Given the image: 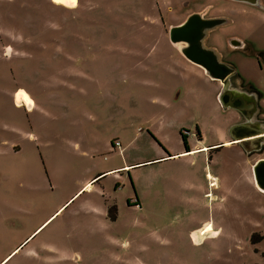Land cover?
I'll use <instances>...</instances> for the list:
<instances>
[{
	"label": "rangeland",
	"instance_id": "obj_1",
	"mask_svg": "<svg viewBox=\"0 0 264 264\" xmlns=\"http://www.w3.org/2000/svg\"><path fill=\"white\" fill-rule=\"evenodd\" d=\"M237 6L0 0V264H264V192L253 174L264 150L226 144L234 111L218 105L211 80L170 57L171 26ZM228 17L208 36L264 90L255 58L229 43H263L264 22L249 9ZM74 67L84 73L75 89L54 84ZM124 67L143 81L123 82ZM17 87L41 109L13 98ZM185 142L200 148L153 161Z\"/></svg>",
	"mask_w": 264,
	"mask_h": 264
},
{
	"label": "water",
	"instance_id": "obj_2",
	"mask_svg": "<svg viewBox=\"0 0 264 264\" xmlns=\"http://www.w3.org/2000/svg\"><path fill=\"white\" fill-rule=\"evenodd\" d=\"M249 3H256L254 0H236ZM228 19L225 17H204L200 12H193L179 24L173 25L169 28V39L172 44L177 46L184 43L183 46L178 47L179 51L192 63L197 64L205 73L212 79L220 80L223 84L230 76L231 72L229 67L220 62L215 49L206 47L204 38H206L210 31L216 29L218 26L227 24ZM231 45H239L240 41L237 39L229 40ZM233 90L223 86L218 99L225 108H236L229 99ZM243 99L248 106H251L253 111L256 112V99L249 100L248 94H243ZM238 105V104H237ZM260 119L255 118V114L251 117H246L244 122L230 125L228 132L233 140L244 139L238 143L242 149L249 153L252 148L257 152L261 150L264 145V126ZM262 126V127H261ZM249 128L255 130L249 131ZM245 132L238 135V132ZM255 145V147H252ZM254 180L257 187L264 189V158L258 159L253 165Z\"/></svg>",
	"mask_w": 264,
	"mask_h": 264
},
{
	"label": "flooded vegetation",
	"instance_id": "obj_3",
	"mask_svg": "<svg viewBox=\"0 0 264 264\" xmlns=\"http://www.w3.org/2000/svg\"><path fill=\"white\" fill-rule=\"evenodd\" d=\"M233 1H235L236 3L238 2V5L241 4L243 6H237L236 9H229V10L225 9L226 15L230 16L232 13L236 14L240 11H246L247 9H249V11L253 13V16H255L256 19L263 20L262 22H264V3H261V0H254V1H256V3H249V2L236 1V0H233ZM247 7H250V8H247ZM214 9L215 8H213L211 10H214ZM218 13H219V10H215L213 16H205V14H203V16L209 17V18L210 17H218L216 15ZM228 16L227 17L219 16V17H225L228 19L229 18ZM227 21H229V19ZM224 25H226V24H224ZM212 40L213 39L209 35L208 39L206 41V44L207 45H213L214 43H212ZM237 40H239V39H237ZM239 41H240V44L237 45L236 48L242 52L250 54L251 57H254L256 60L258 68L260 70L264 71V42L258 43L255 41V39L251 40V41H247V40H245V41L239 40ZM224 48L225 47H223V49ZM233 53H230V55H228V53H226L225 55L223 53H220V55L218 54L219 55V57H218L219 61L225 63L229 67L230 72H231V74L228 77V79L226 80L225 84H222L220 82V80H218V81L220 82L222 88L225 85L226 87L232 89L234 92L233 94H230V96H229V99L232 100V104L237 106V109L236 108L233 109L235 115L237 116V120L234 121L233 124L244 122L246 117H248V116L251 117L252 115L255 114V118L260 119L263 122L262 124L264 126V106L261 103L262 99L264 98V91L255 82V79L254 80H246L244 78V76H242V74L239 71V67L236 65L234 60L231 59V56ZM245 93L248 94L249 100L256 99V103H255L256 112L253 111L252 107L248 106L246 101L243 99V94H245ZM14 95H15V93H14ZM195 130H196L195 132L197 134V137L200 139L201 135H200V131H199L198 126H196ZM252 130H255V129L249 128V131H252ZM245 132L244 131L238 132V135L243 134ZM230 137H232V136L230 135ZM244 139H246V138H244ZM244 139H239L237 141L239 142V141H242ZM185 147L188 148L187 150H190L188 143L185 144ZM252 147H255V145H253ZM241 148H242V146H241ZM263 150H264V145L261 147V150L258 151V153H261ZM256 152L257 151L254 150V148H252L251 151L247 154H253Z\"/></svg>",
	"mask_w": 264,
	"mask_h": 264
},
{
	"label": "crops",
	"instance_id": "obj_4",
	"mask_svg": "<svg viewBox=\"0 0 264 264\" xmlns=\"http://www.w3.org/2000/svg\"><path fill=\"white\" fill-rule=\"evenodd\" d=\"M215 11V9L214 10H210V12L212 13V12H214ZM213 31V30H212ZM211 32V31H210ZM209 32V33H210ZM213 40H212V43H214L213 45H207V44H205V46H207V47H210V48H213V49H215L216 51H218V49H220L219 47V44L216 42V40L213 38V37H211ZM169 42H170V45H171V48L174 50H176V51H172L171 53H170V57H171V59H172V61H174V59L175 58H177L178 59V61H176V62H178V63H182V62H185L187 65H188V67H190V68H194L193 70L194 71H196L197 73H199V74H202V75H204L205 76V78L206 79H208V80H211L212 82H213V86H215V88H216V92H217V103H218V105L223 109V106H222V104L220 103V101H219V99H218V96H219V94H220V92H221V90H222V87H221V84H220V82L217 80V79H212L211 77H209L206 73H205V71H204V69H202V68H200V67H193L191 64H190V62L191 61H189L180 51H179V49H178V47H175V45L174 44H172L171 43V41H170V39H169ZM72 55H74V53L72 52L71 53ZM85 54V57H83V58H91L92 57V55H90L89 53L87 54V53H84ZM37 55V54H36ZM169 55V54H168ZM151 56H146V58H150ZM152 58V57H151ZM156 63H159V61L157 60L156 61ZM192 63V62H191ZM194 65H197V64H195V63H193ZM146 70H150V71H152V72H154L155 73V67H154V65H152V66H150V67H146L145 68ZM120 70V76L122 75V80H123V82H125V83H128V84H131L130 82H132V84L134 83V82H137V83H141L143 80L142 79H140V78H138V79H136V78H133V75L129 72V69L128 68H126V67H124V68H122V69H119ZM82 75H84V73H82V71H76V68L74 67V68H71L70 69V71H67V73L65 74V76L67 77L64 81H62V82H60V81H58V80H55L54 79V84H56V85H58V84H69V86H70V89L72 90V89H75V87H76V84H77V82L79 81V78H82L83 76ZM89 77H91V76H89ZM87 78L86 79V83H89V82H91V81H94V79H93V77H91V78ZM245 78V77H244ZM66 80H69L70 82H67ZM263 80H264V78H263ZM98 81H100V84H98V85H103V89H107L108 87H109V84H110V82H111V80H109V77L108 76H104L103 75V78H101L100 80H98ZM153 81L152 80H145V84H150V83H152ZM92 83V82H91ZM222 83V82H221ZM1 84V83H0ZM223 84V83H222ZM17 89H19V87H17V88H15V89H12L13 90V92H12V97L13 98H15L16 97V95H14V93H15V91L17 90ZM22 89H24L23 87H22ZM56 89H58V88H56ZM18 91H20V90H18ZM17 91V92H18ZM23 91H25V92H27L28 94H29V92L26 90V89H24ZM264 91V90H263ZM19 93V92H18ZM22 93H24V92H22ZM179 93V92H178ZM15 96V97H14ZM29 96H30V98H31V100L33 101V103H34V105L35 106H38L40 109H41V104H40V102H39V100H37L36 98H33V96H31L30 94H29ZM30 98H29V103L28 104H30ZM171 101V100H170ZM171 103H172V101H171ZM170 103V104H171ZM13 107H19V105H17L15 102H14V99H13V101H12V104H11ZM262 105L264 106V98L262 99ZM227 109H232V111H234L233 110V108H227ZM8 121H10V120H8ZM233 122V121H232ZM234 123V122H233ZM232 124V123H231ZM10 129L12 130V132H16V130H18V131H20L19 129H20V127H18V124L17 123H13L12 122V126L10 127ZM229 141L230 140H233V138L231 137V139H228ZM227 140V141H228ZM227 141H225V142H227ZM198 148H200V147H198ZM198 148H190V150H187V148L186 149H183V151H180V152H177V153H169V152H166L165 153V155H163V156H161V157H156V158H153V161H157V160H161L162 158H165V157H170V156H172V155H176V154H179V153H184V152H188V151H192V150H195V149H198ZM261 158H264V157H260V158H258V159H261ZM257 159V160H258ZM256 160V161H257ZM256 161H254V163L256 162ZM147 162V161H146ZM140 163H142V162H140ZM254 163H253V165H254ZM136 164H138V163H136ZM132 165H135V164H131V165H127V166H132ZM126 166V165H125ZM124 166V167H125ZM136 166V165H135ZM122 166H119V167H113V168H110V169H108V170H105V171H102L101 173H104V172H107V171H111V170H113V171H115L116 169H118V168H121ZM133 167V166H132ZM98 175V174H97ZM96 175V176H97ZM95 176V177H96ZM94 177H92L91 178V180L93 179ZM91 180H88L86 183H84L81 187H80V189L81 188H83V187H88V185L89 184H92V183H90V181ZM79 189V190H80ZM138 206L140 207L141 206V203H140V205L138 204ZM109 207V205H105L104 206V209L103 210H100V215H106L107 213H106V210H108L107 208ZM102 213V214H101ZM102 215V216H103Z\"/></svg>",
	"mask_w": 264,
	"mask_h": 264
},
{
	"label": "bare ground",
	"instance_id": "obj_5",
	"mask_svg": "<svg viewBox=\"0 0 264 264\" xmlns=\"http://www.w3.org/2000/svg\"><path fill=\"white\" fill-rule=\"evenodd\" d=\"M53 1L58 3V4L67 5L70 3L71 0H53ZM16 99H17V101L22 102V103H28L29 102L28 96L22 92L17 93ZM230 143H234V142H231V141L226 142V144H230ZM258 189L261 190L262 192H264V189H261L260 187H258Z\"/></svg>",
	"mask_w": 264,
	"mask_h": 264
},
{
	"label": "trees",
	"instance_id": "obj_6",
	"mask_svg": "<svg viewBox=\"0 0 264 264\" xmlns=\"http://www.w3.org/2000/svg\"><path fill=\"white\" fill-rule=\"evenodd\" d=\"M186 143V142H185ZM111 210H112V214H111V216L112 217H114L115 216V213H116V209H115V207L113 206V207H111ZM111 210H110V212H111ZM252 239V241H255L253 238H251Z\"/></svg>",
	"mask_w": 264,
	"mask_h": 264
},
{
	"label": "built area",
	"instance_id": "obj_7",
	"mask_svg": "<svg viewBox=\"0 0 264 264\" xmlns=\"http://www.w3.org/2000/svg\"><path fill=\"white\" fill-rule=\"evenodd\" d=\"M114 144H115V145H120V142H119V141H115Z\"/></svg>",
	"mask_w": 264,
	"mask_h": 264
},
{
	"label": "snow or ice",
	"instance_id": "obj_8",
	"mask_svg": "<svg viewBox=\"0 0 264 264\" xmlns=\"http://www.w3.org/2000/svg\"><path fill=\"white\" fill-rule=\"evenodd\" d=\"M73 2H74V0H73Z\"/></svg>",
	"mask_w": 264,
	"mask_h": 264
}]
</instances>
